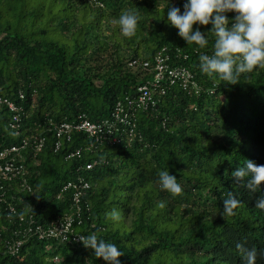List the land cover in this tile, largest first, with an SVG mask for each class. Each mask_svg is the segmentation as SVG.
Wrapping results in <instances>:
<instances>
[{
  "label": "trees",
  "instance_id": "trees-1",
  "mask_svg": "<svg viewBox=\"0 0 264 264\" xmlns=\"http://www.w3.org/2000/svg\"><path fill=\"white\" fill-rule=\"evenodd\" d=\"M183 2L0 0V151L27 142L22 164L31 172L30 191L0 180V264H105L80 243L55 240L30 238L16 255L7 254L4 245L20 237L28 217L48 226L72 216L71 232H95L114 243L123 253L120 264H242L237 243L264 248V210L254 207L261 193L231 177L245 161L264 165V68L241 74L236 84L203 74L198 57L211 54L215 37L211 24L193 25L208 40L203 48L177 35L167 11H182ZM124 10L139 16L131 38L112 23ZM225 15L231 22L234 15ZM156 57L189 70L195 89L172 86L153 107L136 109V89L151 75L142 64L151 67ZM118 103L133 126L130 137L117 124L119 142L88 149L91 139L73 132L53 153L55 126L78 116L115 123ZM35 138L43 148L33 157ZM77 149L79 159L65 160ZM162 170L177 178L180 195L159 189ZM77 176L89 185L79 213L71 192L61 191ZM229 191L241 203L234 215L221 216ZM113 209L122 213L119 222L107 215ZM256 264L264 260L258 256Z\"/></svg>",
  "mask_w": 264,
  "mask_h": 264
},
{
  "label": "clouds",
  "instance_id": "clouds-1",
  "mask_svg": "<svg viewBox=\"0 0 264 264\" xmlns=\"http://www.w3.org/2000/svg\"><path fill=\"white\" fill-rule=\"evenodd\" d=\"M182 8L181 11L178 7H169L167 23L177 30V35L186 44L205 47L208 44L205 34L199 28L194 29L193 25L211 24L210 32L215 37L211 54L198 57L203 74L225 84H236L241 74L256 67L264 68V0H184ZM228 12L234 13L231 22L225 15ZM138 21L136 11L124 10L112 23L118 25L122 37L131 38L136 34ZM231 177L233 183L242 185L249 193L259 190L261 194L255 199L254 207L264 210V192L260 189L261 182H264V165L245 161L232 171ZM156 183L161 191L171 196L182 192L177 178L168 170L159 171ZM240 203L229 191L221 201L220 215H234ZM107 215L114 222L122 219V213L117 209ZM78 239L83 248L90 249L94 257L102 259L105 264H120L119 257L123 253L114 243L98 238L95 232L80 235ZM236 248L241 253L242 264H256L258 256L264 260V248L245 247L243 243H237Z\"/></svg>",
  "mask_w": 264,
  "mask_h": 264
},
{
  "label": "built area",
  "instance_id": "built-area-1",
  "mask_svg": "<svg viewBox=\"0 0 264 264\" xmlns=\"http://www.w3.org/2000/svg\"><path fill=\"white\" fill-rule=\"evenodd\" d=\"M231 14L234 15V13ZM135 65L136 61L129 63V66ZM142 68L151 72V75L150 80L146 84L140 85L137 88V95L133 101L136 109L145 110L149 107H153L156 101L164 96L172 86H178L186 91L195 89V85L191 83L192 75L189 70L183 66L172 67L166 63L165 58L156 57L151 67L147 62H144ZM125 101L128 102L129 100L126 98ZM8 107L11 110L14 108L11 104H8ZM114 111V119L117 121L115 123L104 120L94 124L86 120L83 116H78L76 121L72 123L62 122L55 126V141L52 147L53 153H57L62 148V141L67 143L70 141L73 132H82L86 134L88 139H91L87 145L88 149L96 145H101L106 141L112 143L119 142V139L113 136L116 134L120 135V133H118V125L120 124L124 128H127L121 129V134L124 133L125 136L130 137L132 135L133 126L129 123L126 114H123V107H121L120 103L116 105ZM27 146V142H23L20 147L11 146L0 151V180H17V186L22 191H30L28 179L31 177V172L22 164L23 162L25 163L26 160L23 151L26 150ZM42 148L43 140L35 138L32 141L31 156L33 155V157H35L40 153ZM66 153L65 160L73 158L79 159L81 157L80 149ZM35 164H37V162H35ZM95 164V161L86 163L84 170L87 171L92 169ZM88 187L87 181L82 176H77L75 182H68L62 187V192H71L72 206L76 209V213L80 212L79 202L83 197L84 191H86ZM9 212L15 214L12 208H9ZM28 218L30 221L28 220L27 227L17 231L20 237L17 238L16 241L12 243L7 242L4 245L7 254L11 256L16 255L23 244L30 238L38 241L55 240L60 243H80L78 239L80 235H74L71 232V227L74 223V218L72 216L64 217L61 221H52L48 226L37 224L31 217ZM16 220L21 224L24 221V217L19 215ZM54 261L57 260L54 258Z\"/></svg>",
  "mask_w": 264,
  "mask_h": 264
}]
</instances>
